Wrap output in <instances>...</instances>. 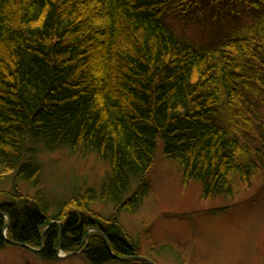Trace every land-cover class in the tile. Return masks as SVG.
<instances>
[{
    "label": "trees",
    "instance_id": "16d2710c",
    "mask_svg": "<svg viewBox=\"0 0 264 264\" xmlns=\"http://www.w3.org/2000/svg\"><path fill=\"white\" fill-rule=\"evenodd\" d=\"M263 109L264 0H0V181L38 183L41 166L22 161L29 139L111 167L99 191L71 195L54 216L41 191L14 193L0 204V250L11 241L51 261L60 247L90 264H150L119 214L141 208L159 143L184 185L234 196L264 171ZM97 200L114 213L90 209Z\"/></svg>",
    "mask_w": 264,
    "mask_h": 264
},
{
    "label": "rangeland",
    "instance_id": "374dc122",
    "mask_svg": "<svg viewBox=\"0 0 264 264\" xmlns=\"http://www.w3.org/2000/svg\"><path fill=\"white\" fill-rule=\"evenodd\" d=\"M169 21L179 34L200 44L209 45L213 41V35L194 22L173 18ZM22 161L41 166L38 183L16 179L12 172L4 182L0 181V204L13 201L16 192L34 197L41 191L50 205L51 216L59 212L60 204L71 195L88 188L99 191L111 176L109 162L97 152L86 149L74 152L64 147L49 150L41 140H28ZM148 176L152 184L141 208L136 213L119 214L129 241L139 247V256L156 264H264V171L254 177L250 186H241L234 196L205 199L200 183L183 184L182 170L164 156L161 141ZM137 185L134 179L128 196ZM90 209L104 217L115 211L113 204L100 200L92 203ZM0 262L90 264L79 253L51 261L18 245L1 249Z\"/></svg>",
    "mask_w": 264,
    "mask_h": 264
},
{
    "label": "water",
    "instance_id": "95a60500",
    "mask_svg": "<svg viewBox=\"0 0 264 264\" xmlns=\"http://www.w3.org/2000/svg\"><path fill=\"white\" fill-rule=\"evenodd\" d=\"M9 225H10V223L7 224V227H8ZM10 243L15 244V245H18V246H21V247H24V248H26V249H31V250H33V251H37V252H40V251H41V248H34V247H31V246H29V245H27V244H21V243L11 242V241H10ZM106 243H107V245H108L109 248H110L108 238H106ZM61 253H62V251H61V248L59 247V248H58V256H59V257L72 256V255L77 254L78 251L73 252V253H70V254H65V256H63V254H61ZM118 258L121 259V260H129V258H127V257H126V258H120V257H118ZM137 258H139V259H143V260L149 262L150 264H156V263L153 262L152 260L147 259V258H144V257H141V256H137Z\"/></svg>",
    "mask_w": 264,
    "mask_h": 264
}]
</instances>
